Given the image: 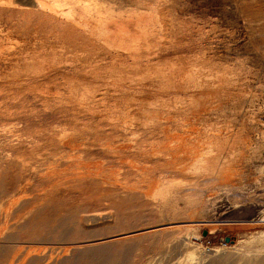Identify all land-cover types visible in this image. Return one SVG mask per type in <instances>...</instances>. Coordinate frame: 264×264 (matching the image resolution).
Listing matches in <instances>:
<instances>
[{
  "label": "rangeland",
  "instance_id": "rangeland-1",
  "mask_svg": "<svg viewBox=\"0 0 264 264\" xmlns=\"http://www.w3.org/2000/svg\"><path fill=\"white\" fill-rule=\"evenodd\" d=\"M47 1L0 0V264L263 260L264 0Z\"/></svg>",
  "mask_w": 264,
  "mask_h": 264
},
{
  "label": "bare ground",
  "instance_id": "bare-ground-1",
  "mask_svg": "<svg viewBox=\"0 0 264 264\" xmlns=\"http://www.w3.org/2000/svg\"><path fill=\"white\" fill-rule=\"evenodd\" d=\"M47 4H50V8H49V14L51 15V16H55V15H58V14H62L63 12H64V10L62 9V5H61V3H60V0H48L47 1ZM42 11L44 12L45 11V9L42 7ZM29 215V214H28ZM30 219V218H29ZM22 224H23V222H22ZM22 227V226H21ZM24 228V227H23ZM146 232V230H143V231H141V232H139V234H144ZM134 234H137V233H134ZM130 235H132V234H126V235H124V236H122V237H125V238H127L128 239V237H130ZM7 239V238H6ZM118 239H121L120 237L118 238ZM7 241V240H6ZM108 247V246H107ZM107 247H106V249H107ZM89 248V247H88ZM86 249V248H85ZM102 249V248H101ZM110 249V248H109ZM95 250V249H94ZM102 251V250H101ZM3 252V251H2ZM1 252V253H2ZM82 252H85V251H82ZM93 252V251H92ZM96 251H94V253H95ZM29 253V252H28ZM27 253V254H28ZM88 253V252H87ZM94 253H92V254H94ZM104 253V252H103ZM124 253V252H123ZM85 255H86V253H84ZM89 254H90V252H89ZM98 254V253H97ZM105 255V254H104ZM122 255V254H121ZM108 256V255H107ZM123 256V255H122ZM119 257V256H118ZM123 257H125V258H123L121 261L122 262H120V260H117L116 259V261H115V258H113L114 259V261H111L110 259H109V262L108 263H106V262H99V264H126L127 262H128V260H127V257L126 256H123ZM86 258V257H85ZM122 258V257H121ZM103 259V258H102ZM97 264V263H96ZM257 264H264V259L263 260H261V261H259Z\"/></svg>",
  "mask_w": 264,
  "mask_h": 264
},
{
  "label": "water",
  "instance_id": "water-1",
  "mask_svg": "<svg viewBox=\"0 0 264 264\" xmlns=\"http://www.w3.org/2000/svg\"><path fill=\"white\" fill-rule=\"evenodd\" d=\"M202 235H203V236H206V235H207V231H203V232H202ZM225 242L228 243V242H229V239L226 238V239H225Z\"/></svg>",
  "mask_w": 264,
  "mask_h": 264
}]
</instances>
